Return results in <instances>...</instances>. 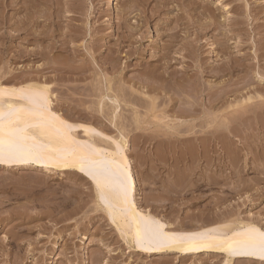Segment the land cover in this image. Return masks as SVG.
<instances>
[{
    "label": "rangeland",
    "instance_id": "rangeland-1",
    "mask_svg": "<svg viewBox=\"0 0 264 264\" xmlns=\"http://www.w3.org/2000/svg\"><path fill=\"white\" fill-rule=\"evenodd\" d=\"M29 83L48 85L65 119L128 138L143 208L188 224L222 196L206 218L264 224V0H0V85ZM217 168L221 185L194 177L201 203L157 205L170 170ZM116 235L85 178L0 167V264L224 261L140 257Z\"/></svg>",
    "mask_w": 264,
    "mask_h": 264
},
{
    "label": "bare ground",
    "instance_id": "bare-ground-1",
    "mask_svg": "<svg viewBox=\"0 0 264 264\" xmlns=\"http://www.w3.org/2000/svg\"><path fill=\"white\" fill-rule=\"evenodd\" d=\"M50 89L48 85L38 83L17 87L0 85V125L3 127L5 140L4 162L0 163V167L32 166L85 178L92 185L97 208L105 213L125 246L140 257L167 255L188 259L205 254L223 258L222 264H235L237 261L246 260L264 264V251L258 247H242L244 243H259L260 233H264V224L256 220H245L240 215L232 218H206L207 213L214 210L217 212V209L221 211L228 201L227 197L219 195L211 207L201 211L203 216L200 218L192 213L194 217L188 224L182 222L175 225L176 223H170L153 210L143 208L136 198L134 168L127 150L128 138L122 133L119 138L110 136L93 125L73 123L65 119L54 109ZM10 133L25 153L22 161L8 158L7 141ZM226 172L221 168L208 171L170 170L169 174L179 179H174L175 181L167 184L168 187L160 190V198L156 197L159 198L157 205L161 203L166 208L180 199L183 202L191 195L193 197L184 206L189 204L194 207L206 197L203 189L205 183L194 177L209 173L210 177H216L213 180L216 181L215 184L221 185L220 179L228 177L225 176ZM239 173L240 171L234 170L230 172ZM185 176L186 180L183 179ZM247 186L244 184V189ZM238 187H234L233 191L240 192ZM166 202H170V205L164 204ZM237 248L241 251L234 252L233 249Z\"/></svg>",
    "mask_w": 264,
    "mask_h": 264
},
{
    "label": "snow or ice",
    "instance_id": "snow-or-ice-1",
    "mask_svg": "<svg viewBox=\"0 0 264 264\" xmlns=\"http://www.w3.org/2000/svg\"><path fill=\"white\" fill-rule=\"evenodd\" d=\"M7 155L10 160H23L25 153L20 148L19 143L16 139L12 138V134L10 133V138L7 141ZM5 156V140L3 138V127L0 125V163L4 162ZM242 247H258L261 251H264V233H260V240L258 244H242ZM234 252H240L241 249H233Z\"/></svg>",
    "mask_w": 264,
    "mask_h": 264
}]
</instances>
